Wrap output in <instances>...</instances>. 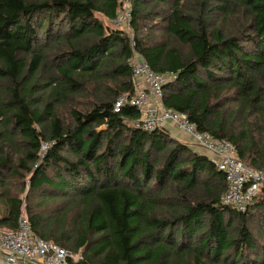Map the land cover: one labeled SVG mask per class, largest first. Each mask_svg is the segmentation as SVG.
<instances>
[{"label": "trees", "instance_id": "obj_1", "mask_svg": "<svg viewBox=\"0 0 264 264\" xmlns=\"http://www.w3.org/2000/svg\"><path fill=\"white\" fill-rule=\"evenodd\" d=\"M120 8L0 0V81L12 94L0 100V226L17 230L22 212L8 177L25 185L29 176L34 233L82 252L83 264H264V189L244 212L223 205L226 177L210 157L164 128H135L133 106L114 111L135 95V50L172 77L168 109L264 170V0H133L134 49L111 23ZM52 50L50 67L43 55ZM42 67L52 68L48 87L38 86ZM88 82L99 84L98 99L66 125L59 108ZM48 88L46 101L30 98ZM53 202L63 206L53 211Z\"/></svg>", "mask_w": 264, "mask_h": 264}, {"label": "built area", "instance_id": "obj_2", "mask_svg": "<svg viewBox=\"0 0 264 264\" xmlns=\"http://www.w3.org/2000/svg\"><path fill=\"white\" fill-rule=\"evenodd\" d=\"M121 8L111 23L123 31L131 46H136L132 28L133 0H119ZM133 70L135 95L120 97L114 106L119 113L125 105L137 108L140 118L135 128L152 131L156 128H176L183 136L194 140L207 150L209 156L226 177L228 189L221 198L223 205L234 207L239 212L248 209L254 197L264 189V170L246 166L239 160L235 146L228 140L218 139L209 132L198 130L188 114L168 109L164 104V86L172 77L154 72L145 58L134 50L129 62ZM82 252L62 248L52 240L37 236L22 208L17 230L0 226V264H83Z\"/></svg>", "mask_w": 264, "mask_h": 264}, {"label": "rangeland", "instance_id": "obj_3", "mask_svg": "<svg viewBox=\"0 0 264 264\" xmlns=\"http://www.w3.org/2000/svg\"><path fill=\"white\" fill-rule=\"evenodd\" d=\"M220 23V20H218ZM232 22V21H231ZM231 24V23H230ZM53 53H55V50H52L50 52H45V54L43 55V57L45 56L44 60L46 61L47 66L50 65L51 67V60L53 58ZM27 62L30 61V58L28 57ZM52 75V68H50V70L46 68H41V70L38 73L39 80H38V86H43L46 84V86L48 87L49 81H50V77ZM11 81L10 80H6V81H0V100H5V99H12V94L10 93V91H8V87L10 86ZM99 85L97 83H93V82H88L87 88L84 89L77 97L72 98V99H68L66 100L68 103L61 106L58 110V114L59 116L62 118V120L64 121V123L66 125H71L72 121V110L73 109H77L80 110L81 112H85L88 111L92 106L93 103L98 99V92L96 91L95 87ZM51 88H48L46 91H43L44 93H41L39 95H33L30 98L35 99V100H40L42 101H46ZM33 101V100H32ZM106 129L105 126H102L101 128L98 129V131H102ZM175 128L170 127L168 128L169 131H173ZM167 130V129H166ZM176 130V129H175ZM186 139H188L186 137ZM187 143L189 144L190 148L196 152L199 155H203V156H209V152L201 147H199L197 144L194 143V140L189 139V141H187ZM46 145L43 146V151L46 150ZM8 189L10 191L12 190H19V192H21V197L23 200V205L22 208L26 210L27 207V202L25 201V196L28 192V187L24 188L26 186V183L28 184L29 182V176H27L26 178V182L25 185L23 184V181L19 178H13V177H8ZM19 192H17V196L19 195ZM172 198H169V196L167 197V200L170 201ZM35 203H40V200H35ZM41 206V204L39 205ZM38 206V207H39ZM63 205L60 204V202H53L49 204V208L53 211H56L58 209H60ZM79 209V208H78ZM79 211L76 210L74 211L75 213ZM67 217L66 223L70 224L72 222V215L71 213H69L68 211V215L64 216ZM52 241L56 242L54 239H52Z\"/></svg>", "mask_w": 264, "mask_h": 264}, {"label": "crops", "instance_id": "obj_4", "mask_svg": "<svg viewBox=\"0 0 264 264\" xmlns=\"http://www.w3.org/2000/svg\"><path fill=\"white\" fill-rule=\"evenodd\" d=\"M171 126H169V128H170ZM174 128V127H173ZM176 129V128H175ZM173 130V131H169L171 134H172V136L174 137V138H176L177 140H180V141H182V142H185V143H187V141H189V139H186V137L185 136H183L177 129L176 130ZM188 144V143H187ZM189 145V144H188Z\"/></svg>", "mask_w": 264, "mask_h": 264}]
</instances>
